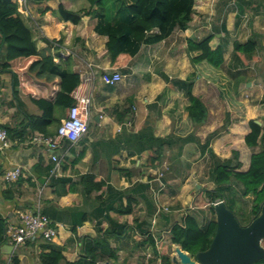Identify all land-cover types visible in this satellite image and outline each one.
Wrapping results in <instances>:
<instances>
[{
    "label": "crops",
    "instance_id": "0c3cea01",
    "mask_svg": "<svg viewBox=\"0 0 264 264\" xmlns=\"http://www.w3.org/2000/svg\"><path fill=\"white\" fill-rule=\"evenodd\" d=\"M59 5L78 11L88 3L28 0L27 12L21 16L33 32L37 48L79 74L80 83L71 95H90L91 118L85 135L75 143L62 140L57 149L51 150L31 141L32 134L23 142L9 139L10 146L0 150V216L7 224L14 223L21 211L39 207L57 230L49 241L38 237L16 247L7 241L4 244L11 247L5 249L3 244L0 257L5 264L12 256L18 258L19 264H42L40 255L48 253L49 245H53L62 250L60 264H89L83 238L99 239L106 234L116 255L112 258L98 249L96 264H163V255H168L173 264L174 250L180 246L171 241L172 226L182 223L187 214L201 225L212 217L210 209L201 210L209 204L200 208L198 197L188 193L192 184L194 190L201 185L195 180L198 162L204 159L207 168V146L203 154L199 148L207 134L219 128L228 113L230 124L210 143L213 151L221 158L239 151L240 168L245 171L251 154L259 149L248 147L244 139L250 131V119L264 124V0H214L212 5L196 0L188 27L176 28L155 44H142L129 60L126 74L113 68L103 52L107 36L94 31L97 19L85 15L77 24L64 21L54 12ZM206 13L207 27L203 20ZM245 26H249L246 33L242 30ZM207 33L214 34L210 42L213 48L222 46L225 66L221 70L205 63L193 66L187 56L186 39H199ZM44 38L54 42L48 45ZM250 38L260 58L249 59L237 69L232 61L233 44ZM62 51L67 53L63 57L59 54ZM4 55L0 35V125L17 124L24 112H34L27 95L19 92L15 98L12 75L1 69ZM237 70L241 75L235 81L232 74ZM104 71H119L123 77L115 85L104 84L99 76ZM161 71L169 75V80L197 73L193 93L207 108L201 124L188 118L186 99L178 89L167 86L169 80ZM91 72L95 74L92 80L83 83L81 75ZM145 73L147 79L143 78ZM212 75L219 79L214 80ZM38 113L39 109L34 114ZM151 136L170 138L150 150L146 146ZM141 137L146 139L141 141ZM156 149L161 151V157L151 162V153ZM242 149L249 152L245 161ZM53 153L64 158L54 174L46 170L54 167ZM15 166H20V176L6 182L4 173ZM188 167L192 171L186 177L175 172ZM87 173L104 182L101 189L84 191L80 176ZM51 177L67 180L51 186ZM209 183L212 187L207 189H212L213 182ZM4 191H8V198ZM128 203L131 213L121 212Z\"/></svg>",
    "mask_w": 264,
    "mask_h": 264
},
{
    "label": "trees",
    "instance_id": "16d2710c",
    "mask_svg": "<svg viewBox=\"0 0 264 264\" xmlns=\"http://www.w3.org/2000/svg\"><path fill=\"white\" fill-rule=\"evenodd\" d=\"M87 7L78 11L66 9L59 5L54 12L64 21L77 24L82 16L97 19L94 31L107 36L103 52H105L113 68L128 73L127 64L131 57L139 50L142 44H155L166 39L172 32L179 28L185 30L192 20L195 0H86ZM18 5L12 0H0V35L1 45L5 55L1 62V69L12 75V89L15 98L19 92L27 95L30 101L39 109L38 114L24 112L23 118L17 124H2L6 129L8 138L23 142L32 134L53 135L65 116V109L74 103L72 91L79 85L80 76L69 65L62 66L54 60L50 53L37 48L34 34L18 12ZM243 12V8H239ZM224 29V25L220 24ZM251 36H256L252 34ZM213 33H207L201 38L186 39V53L193 66L205 63L214 69H223L225 59L221 45L213 48L210 45ZM48 45L54 40L44 38ZM255 41L253 38L246 42H234L232 61L239 69L246 65L249 59L258 60L255 55ZM232 74L233 80L241 75L240 71ZM197 73L191 72L185 79H170L167 86L178 89L186 99L185 111L194 124H201L207 116V108L202 100L193 93V86ZM236 81V80H235ZM18 106L21 103L17 99ZM230 124L229 114H225L223 124L207 134L201 149L207 146V161L210 170L212 189L204 190L209 203L212 217L204 224H199L197 219L187 214L182 223L174 224L171 228V241L194 256L198 251L207 249L216 229L215 216L212 204L223 200L225 205L235 214L241 224L248 223L260 212L264 200V124L258 125L254 119L248 124L250 131L245 136V144L258 147L250 156L247 170H240L239 151L233 150L231 158L219 157L210 147V143L222 133L227 131ZM170 137L151 136L147 149L160 147L168 142ZM146 139L141 137V141ZM198 142V139L196 138ZM147 143V142H146ZM199 143V142H198ZM197 143V144H198ZM161 157L159 149L151 153L150 160L154 162ZM79 158H77L78 160ZM64 158L61 159V166ZM51 166L46 168L47 172ZM50 185L65 182L66 178H50ZM92 174H82L80 182L86 193L101 189L103 181H96ZM8 191L4 196L8 198ZM251 196L250 207L244 208L239 204L241 199ZM244 201V200H243ZM130 203L121 210L131 213ZM6 221L0 216V247L7 242ZM106 233V232H105ZM110 234V233H109ZM111 235V234H110ZM106 234L99 238H83V248L90 261L96 264L99 259L96 254L98 249L102 253L114 258L116 253L110 248ZM50 251L40 255L42 264H60L63 259L62 250L58 246L49 245ZM163 264H171L170 257H161ZM0 264H5L0 257ZM9 264H19L18 258L12 256ZM76 264V263H68ZM256 264H264L259 260Z\"/></svg>",
    "mask_w": 264,
    "mask_h": 264
},
{
    "label": "built area",
    "instance_id": "2783aa9c",
    "mask_svg": "<svg viewBox=\"0 0 264 264\" xmlns=\"http://www.w3.org/2000/svg\"><path fill=\"white\" fill-rule=\"evenodd\" d=\"M12 1L18 5L17 9L20 14L27 12L26 5L28 0ZM203 1L209 5H212L214 2V0ZM59 54L63 57L67 53L62 51ZM54 60L56 61L55 58ZM87 65L91 69V66L89 64ZM93 75H95L94 72L83 73L81 75L83 83L91 81ZM99 76L104 84L109 85H115L123 77L119 71H104ZM72 97L75 101L67 108L66 114L61 119L56 133L53 135L34 134L31 136V141L36 144H43L49 149L55 150L60 146L62 140H68L70 143H75L85 135L91 118V97L89 94H79L78 92H75ZM9 146L10 141L7 131L0 125V150H4ZM51 158L54 162V167L51 169V172L54 174L59 170L61 157L53 153ZM20 174V166H15L4 173L3 179L6 182H14L18 179ZM159 175L162 176L163 173L161 172ZM5 234L8 243L13 247H16L25 244L28 241H33L38 237L48 241L52 240L57 235V230L48 216L37 207L33 210L25 209L21 211L16 222L7 224Z\"/></svg>",
    "mask_w": 264,
    "mask_h": 264
},
{
    "label": "water",
    "instance_id": "95a60500",
    "mask_svg": "<svg viewBox=\"0 0 264 264\" xmlns=\"http://www.w3.org/2000/svg\"><path fill=\"white\" fill-rule=\"evenodd\" d=\"M165 80L169 75L161 71ZM261 125L260 121L254 120ZM200 185H196L198 190ZM216 229L207 249L194 256L176 247L172 256L173 264H256L264 260V200L260 212L248 223L241 224L223 200L212 204ZM3 247L7 249L8 244ZM9 252V250H7ZM103 264H111L105 261Z\"/></svg>",
    "mask_w": 264,
    "mask_h": 264
},
{
    "label": "rangeland",
    "instance_id": "374dc122",
    "mask_svg": "<svg viewBox=\"0 0 264 264\" xmlns=\"http://www.w3.org/2000/svg\"><path fill=\"white\" fill-rule=\"evenodd\" d=\"M68 1L71 2V3H74L75 5H77V3L80 0H77V1L68 0ZM203 2H205V1H203ZM203 20H204V23H206V27H207V13H206V20L205 19H203ZM209 20H210V17H208V21ZM242 30L244 31V33L248 32L249 26H245V29L243 28ZM146 75L147 74L145 73L144 77H143L144 79H147ZM211 78H213L214 80H218L219 79L216 75H212ZM218 90L221 92L220 85H219V89ZM221 95H222V93H221ZM249 97H250V95H249ZM30 104H31L30 105L31 111L34 112V113L38 112V108L33 103H30ZM263 121H264V116H263ZM248 154H249V152L244 151V149H242V158L244 159V161L247 159ZM229 158H231V154H230ZM195 170H196L195 174H197L195 180H196V182H199L201 185H200V188L198 190H194V185L192 184L190 189H188V193L191 194V195L195 194V196L198 197L197 198L198 199L197 203H198L199 207L201 208L204 203H207V198H206V196L204 194V190H206L210 186L212 187V184L209 183L211 179H210V170H209V166H208V161H207V168L204 167V159H203V160H201V162L200 161L198 162L197 167H195ZM240 170H241V168H240ZM191 171H192L191 168L188 167V168H179V169L177 168L175 172L178 175H182L183 174L184 177H186L187 175L191 174ZM251 198H252L251 196H248V197H246V199H241L239 201V204L242 205L244 208L248 209V207H250V204H251V202H250ZM205 207L206 208L202 207L201 210L203 211L204 209L205 210L209 209V205H207ZM263 245H264V241H263Z\"/></svg>",
    "mask_w": 264,
    "mask_h": 264
}]
</instances>
